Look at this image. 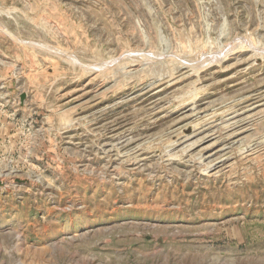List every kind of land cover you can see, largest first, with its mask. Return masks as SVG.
I'll list each match as a JSON object with an SVG mask.
<instances>
[{"label": "rangeland", "instance_id": "rangeland-1", "mask_svg": "<svg viewBox=\"0 0 264 264\" xmlns=\"http://www.w3.org/2000/svg\"><path fill=\"white\" fill-rule=\"evenodd\" d=\"M263 55L264 0H0V264H264Z\"/></svg>", "mask_w": 264, "mask_h": 264}, {"label": "bare ground", "instance_id": "bare-ground-1", "mask_svg": "<svg viewBox=\"0 0 264 264\" xmlns=\"http://www.w3.org/2000/svg\"><path fill=\"white\" fill-rule=\"evenodd\" d=\"M254 48V47H253ZM264 56V55H263ZM258 58V57H257ZM264 58V57H263ZM240 62V61H239ZM209 66V65H208ZM103 94V93H102ZM184 105V104H183ZM231 110V109H230ZM215 112V111H214ZM213 114V113H212ZM211 116V115H210ZM240 115H237V117H239ZM249 116V115H248ZM184 118V117H183ZM236 118V117H235ZM214 119V118H213ZM241 121H243V120H241ZM241 121L240 120H235L234 119V122H233V124L232 125H230V126H236L237 124H239V123H241ZM249 122V121H248ZM251 124V123H250ZM198 126V125H197ZM175 132V131H174ZM196 133V132H195ZM213 135V134H212ZM184 136V135H183ZM188 137V136H187ZM208 138H211V137H209V136H206L205 138H203L201 141H200V139H198L199 141H197L196 143L197 144H199V143H201V144H204L206 141H210V140H207ZM185 139H188V138H185ZM183 142H184V140H182ZM188 141V140H187ZM194 143H195V141H194ZM215 144H216V142H212V143H210L209 145H207V146H204V147H202V152H207L210 148H212L213 146H215ZM261 145V144H260ZM192 146V145H191ZM189 147V148H193V146L192 147ZM191 150V149H190ZM224 155V154H223ZM226 156V155H225ZM180 157V156H179ZM209 157V156H208ZM208 157H206V158H208ZM211 157V156H210ZM197 160V159H196ZM226 160H227V158H226ZM226 160H224V158L222 159V157L220 156V157H218V158H216V159H212L211 161H210V163H209V167L211 168V169H213V170H215V168H217L218 167V165H219V163H221V162H224V161H226ZM204 164V163H203ZM220 167V166H219ZM206 169V168H205ZM208 172V171H207Z\"/></svg>", "mask_w": 264, "mask_h": 264}]
</instances>
